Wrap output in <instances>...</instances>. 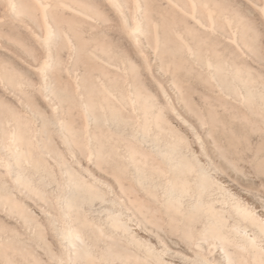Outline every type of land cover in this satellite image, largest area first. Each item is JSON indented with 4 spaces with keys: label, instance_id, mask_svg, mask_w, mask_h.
I'll list each match as a JSON object with an SVG mask.
<instances>
[{
    "label": "bare ground",
    "instance_id": "6f19581e",
    "mask_svg": "<svg viewBox=\"0 0 264 264\" xmlns=\"http://www.w3.org/2000/svg\"><path fill=\"white\" fill-rule=\"evenodd\" d=\"M175 23L176 34L170 29ZM259 36L264 45V0H0V264H46V255L56 264H130L120 251L98 248L100 234L86 228L84 219L83 229L73 225L69 213L88 212L96 201L114 206L122 200L93 190L60 162L57 169L64 180L46 177L45 135L56 133L69 145L78 132L72 116L58 114L64 105L79 110L85 160L101 153L93 139L105 131L124 142L123 149L112 145L106 155L118 191L124 192L122 179L127 177L164 207L186 205L190 216V207H196L195 217L202 225L192 243L198 249L210 236L238 237L241 246L255 250V264H264L258 234L248 236L237 220L229 225L219 217L217 198L212 196L215 185L205 164L184 158L186 153L181 156L176 144L156 129L160 107L140 81L138 64L141 60L152 74L151 61L164 70L187 62L203 82L211 79L215 88H225L237 100L264 105V90L250 85L255 77L248 61H261L255 53ZM225 48L237 56L225 59ZM175 70L172 66L173 85ZM41 103L50 114L31 111ZM148 156L162 165L149 164ZM186 171L194 172L188 184L196 192L175 183ZM108 184L107 190L114 193ZM48 186H53L54 214L46 200ZM232 206L248 214L239 202ZM124 207L129 217L132 213ZM102 211L114 228L127 230L121 222L124 212ZM46 228L60 253L50 248ZM261 231L264 234L263 227ZM147 250L154 252L149 246ZM222 253L230 264V252Z\"/></svg>",
    "mask_w": 264,
    "mask_h": 264
},
{
    "label": "rangeland",
    "instance_id": "374dc122",
    "mask_svg": "<svg viewBox=\"0 0 264 264\" xmlns=\"http://www.w3.org/2000/svg\"><path fill=\"white\" fill-rule=\"evenodd\" d=\"M170 29L172 33L176 34L179 32V25L171 24ZM262 38L259 36L255 42V53L257 52V57L261 61L248 59L253 67L252 76L255 77L250 85L258 91L264 90V45L261 42ZM226 49H223L225 59L230 56L231 58L237 56L233 52L232 54L231 50ZM138 64L140 81L151 93L150 99L160 107L158 116L154 120V124H157L156 129L160 130L159 133L163 138L176 144L181 156L186 153L184 158L193 161L198 160L202 167L206 166L204 168L209 173V179L215 185L216 192L212 196L217 198L216 208H219V217L229 225L237 220L241 223L242 228L246 229L245 232L248 236L258 234L263 250L261 257H264V234L261 231V228H264V105L258 101L248 103L237 100L225 93L224 86V89L221 90L217 86L215 88L211 79L203 82L198 79L197 70L190 68V64L187 62L172 65L178 70V72L177 70L173 72L175 76L177 75L174 85L171 78V65V68L164 70V66L161 67L158 62L151 61V72H153L151 74L141 60ZM203 84L206 86L205 88L202 87ZM162 88L165 94L162 92ZM36 98L38 99V96ZM39 108L43 110L41 111ZM39 108H31V111L50 114L51 110L43 103L39 105ZM78 113L79 110L76 107L68 108V105H64L58 112L66 119L72 116L74 125L78 130L74 135V144L68 145L53 132L45 135V142L47 141L45 143L46 153L44 152V159L47 163V175H45L48 176L47 178L53 176L58 180L60 177L61 180H64V176L60 175L57 169L58 162H60L61 168L66 169L75 177L81 178V181L88 182L87 184L93 190L105 193L107 198L117 196L122 200V204L115 203V207L109 201L103 203L96 201L88 212L81 210L83 212L81 213L80 210L78 212L74 209L69 211L73 225L83 229L82 223L84 221L82 219H84L88 221L85 222V226L88 224L86 228H89L93 233L100 234L96 245L98 248L106 250L107 253L120 251L123 258L126 256L125 258L130 264H162L161 260L165 264H211L212 262L213 264H225L222 250L230 252V264L256 263L255 256L253 259L255 250L241 246L238 237V239L231 237V240L228 237L210 236L208 243L198 249L196 244L192 243L197 230L202 225V221L195 217L196 207H190L189 211L193 213V216L185 212L186 205H180L179 208L175 206V208L164 207L160 202L146 195L127 177L122 179L124 192L118 191L115 174L110 168L111 160H107L106 155L112 145H122L123 149L124 142H121L122 139L116 135L105 131L102 137H98L97 140L93 139V146L101 152L98 153L99 156L97 155L99 159L96 157L89 161L85 160L83 132L81 128L79 129L82 119ZM121 113L124 116L127 115L125 111H121ZM147 161L150 162L149 164H161L157 159L153 160L149 156ZM193 177L194 172L179 173L175 183L178 187H186L185 190L191 188L195 190V186H189ZM93 178L100 180L99 183L101 184H98L97 180L94 182ZM183 179L187 180V183H183ZM101 181L104 183L102 184ZM105 182L115 189L114 193L107 190L108 187H106ZM51 189L53 186L46 188V198H48L45 199L48 200L49 207L51 204L50 208L54 214L56 209L54 206L52 207L53 194ZM236 202L246 207L247 215L234 211L232 205ZM124 206L128 207L132 213L129 217ZM105 208H114L124 212L121 214V222L124 225L126 223L127 230L123 232L120 227L114 228L112 221L105 218V212L102 211ZM75 217L76 219H74ZM78 219L82 222L79 223ZM98 226L102 227L101 233L98 231ZM46 231L45 237L47 242L50 241L51 243L50 248L54 252L60 253V247L52 240L48 228ZM220 244L223 245L224 249L219 247ZM148 246L154 251L153 253L147 250ZM200 257L208 260H202ZM49 259L46 255V264H56ZM96 261L82 262V260H77L74 264H99Z\"/></svg>",
    "mask_w": 264,
    "mask_h": 264
}]
</instances>
